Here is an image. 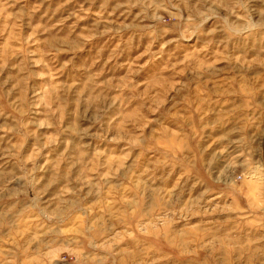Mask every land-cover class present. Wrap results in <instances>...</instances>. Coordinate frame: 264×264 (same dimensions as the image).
Here are the masks:
<instances>
[{
  "label": "rangeland",
  "instance_id": "obj_1",
  "mask_svg": "<svg viewBox=\"0 0 264 264\" xmlns=\"http://www.w3.org/2000/svg\"><path fill=\"white\" fill-rule=\"evenodd\" d=\"M0 264H264V0H0Z\"/></svg>",
  "mask_w": 264,
  "mask_h": 264
}]
</instances>
